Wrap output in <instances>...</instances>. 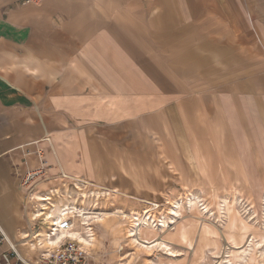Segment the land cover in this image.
<instances>
[{
	"label": "crops",
	"instance_id": "1",
	"mask_svg": "<svg viewBox=\"0 0 264 264\" xmlns=\"http://www.w3.org/2000/svg\"><path fill=\"white\" fill-rule=\"evenodd\" d=\"M190 88L264 118V0H0L1 228L29 226L22 178L38 149L58 179L97 182L116 125Z\"/></svg>",
	"mask_w": 264,
	"mask_h": 264
},
{
	"label": "rangeland",
	"instance_id": "2",
	"mask_svg": "<svg viewBox=\"0 0 264 264\" xmlns=\"http://www.w3.org/2000/svg\"><path fill=\"white\" fill-rule=\"evenodd\" d=\"M237 43L238 53L246 49V41ZM222 91L190 88L158 111L116 125L122 135L113 137L117 143L109 141L101 153L105 158L100 163L111 164L107 175L94 183L90 174L58 179L52 185L59 194L49 201L56 207L69 203L85 211L125 214L153 208L158 220L168 214L173 201L180 204L175 224L166 230L156 226L155 238L167 247L146 249L130 241L123 229L127 220L114 216L104 222L89 220L96 236L91 264H217L228 258L235 264H264V118L257 112L227 114L225 104L232 98L221 96ZM234 99L238 108L244 103ZM92 191L105 194H81ZM223 201L228 202V218L236 219L235 225L222 216ZM41 203L51 206L46 200H33L36 207ZM31 210L28 202V228L10 235L28 256L37 254L21 240L31 233ZM46 224L39 222L37 232L48 228ZM252 238L253 249L244 254ZM7 248L2 245L0 251Z\"/></svg>",
	"mask_w": 264,
	"mask_h": 264
},
{
	"label": "bare ground",
	"instance_id": "3",
	"mask_svg": "<svg viewBox=\"0 0 264 264\" xmlns=\"http://www.w3.org/2000/svg\"><path fill=\"white\" fill-rule=\"evenodd\" d=\"M194 158L197 161L195 154H194ZM56 193L57 195L59 194L58 189ZM81 194L83 197H89V196L99 197L101 194H105V191L104 192L92 191L89 194L82 192ZM186 196L190 197L189 195H186ZM52 198L53 197H51L50 195L47 197L43 196L42 194L41 196H38V195L36 196V199L38 202L46 200L47 204L51 203L49 200ZM40 205L42 207L41 208L40 206L37 207L38 209L37 211L39 215H42V217L45 219V222L48 223L50 227L48 226V228H46L42 232L39 231V233L30 227L31 233H25L24 237L21 238V240L23 241L22 245L28 246L30 250H34L37 247V241H39V243H41L42 245L46 244V246L50 248L59 242V239L61 238V234L53 231V226L55 223H58L62 218L65 217L64 214L66 212H71L73 214L71 217L73 218L74 227L72 228V230L68 231V234L71 237L76 238L87 245H91V246L94 245V242L96 239L95 232L93 228L91 227L89 220L97 219L99 221L104 222L106 217L114 216L118 219H122L123 221L127 220L128 224H126L125 227L122 226L123 229L125 228L126 230L124 231L126 232L127 237L130 238V241H132L139 247L146 248V249H152L154 247L161 246V245H164L165 247H167L165 242L157 241V239L155 238L156 234H158V231H159V229L156 228V226H159V228L166 230L171 224H175L178 221L177 217L178 215H180L178 213V210L180 209V204L178 203V201H173L171 206L168 208V214L165 215L164 213H162L164 217L163 218L159 217L158 220H157V216L152 211L153 208H148L142 213H140L139 211L133 210L125 214L124 211L122 210H117L115 212L112 211L113 213H107L106 211L103 212L101 210L85 211L84 208H82L81 206L79 207L78 205H74V204L71 205L69 203H65L60 207H56L55 205H51V204H50L51 205L50 207L48 206L46 207L45 203H41ZM227 205H228V202L226 201H223V203L221 204V209H222L221 212L223 213L222 216H225L227 219H230V223L235 225L236 219L232 220L231 218H228ZM77 220L78 222H80L81 228H78ZM156 221H159V222H156ZM121 225H122V222H121ZM114 226H116L117 228L121 227L120 224H117V223ZM32 227H33V223H32ZM253 240H254L253 238L250 240L249 247L243 251L244 254L245 252L247 254L253 249L252 248V245L254 242ZM262 255L264 256V251H262ZM240 256H243V255L241 254ZM228 257L229 256H227V258ZM241 258H244V256ZM224 260L222 259L221 262L220 260H218L217 264H235L229 258L226 259L225 261Z\"/></svg>",
	"mask_w": 264,
	"mask_h": 264
},
{
	"label": "built area",
	"instance_id": "4",
	"mask_svg": "<svg viewBox=\"0 0 264 264\" xmlns=\"http://www.w3.org/2000/svg\"><path fill=\"white\" fill-rule=\"evenodd\" d=\"M37 154L40 158V165L36 168L28 169L22 178V185L26 188V199L32 205L31 220L34 222L32 228L36 231L41 227L39 222L43 221L45 224L46 222L42 215H39L36 205L33 204V200L37 201V193L45 197L48 196L47 194L51 197L57 194L56 188L50 187L47 190H40L39 184L44 181L58 179L56 175H51L48 172L44 158V150L42 148L38 149ZM61 177L63 180L70 178L64 173H62ZM48 205L50 204L48 203ZM64 215L65 217L53 226V231L61 234L59 242L50 248L37 241V247L35 248V250L37 249V254L34 256L24 255L17 248V244L11 242V238L0 226V246L8 245L7 249L0 251V264H91L90 248L92 246L68 234V231L74 227L73 218L71 217V212H66ZM46 225L49 226L48 223ZM91 227L93 228V226Z\"/></svg>",
	"mask_w": 264,
	"mask_h": 264
}]
</instances>
